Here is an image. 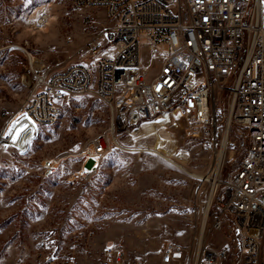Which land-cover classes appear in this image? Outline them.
<instances>
[{
	"label": "rangeland",
	"instance_id": "rangeland-1",
	"mask_svg": "<svg viewBox=\"0 0 264 264\" xmlns=\"http://www.w3.org/2000/svg\"><path fill=\"white\" fill-rule=\"evenodd\" d=\"M112 28L104 9L79 8L73 0H0V264H104L105 248L117 239L145 264H184L197 249L215 160L182 115L123 132L95 96L62 101L57 122L37 129L21 111L36 74L86 61L91 40ZM230 101L228 92L220 94L223 128ZM104 134L112 151L98 176L72 180L83 166L79 152ZM228 138L224 176L248 144L236 124ZM52 159L61 162L46 173ZM233 229L208 244L233 245ZM170 246L176 254L165 263ZM236 257L233 250L221 264Z\"/></svg>",
	"mask_w": 264,
	"mask_h": 264
},
{
	"label": "built area",
	"instance_id": "built-area-1",
	"mask_svg": "<svg viewBox=\"0 0 264 264\" xmlns=\"http://www.w3.org/2000/svg\"><path fill=\"white\" fill-rule=\"evenodd\" d=\"M73 4L104 9L113 28L105 29L102 39L91 40L86 61L36 74L23 115L36 129L53 125L59 104L74 96L102 100L123 132L144 120L182 115L203 134L215 160L207 178L208 198L201 202L204 245L198 257L188 255L184 264H221L233 250L235 264H264V0H73ZM223 92L231 99L225 128L219 113ZM232 124L244 130L248 144L237 166L224 176L230 144L229 138L225 143V133ZM111 151L108 135L95 138L79 152L83 166L71 179L96 178ZM60 162L46 161L43 168L53 173ZM228 219L234 228L233 245L208 244L224 229L232 234ZM165 254L164 262L169 263L176 250L170 246ZM103 262L145 264L139 255H129L122 239L107 245Z\"/></svg>",
	"mask_w": 264,
	"mask_h": 264
},
{
	"label": "bare ground",
	"instance_id": "bare-ground-1",
	"mask_svg": "<svg viewBox=\"0 0 264 264\" xmlns=\"http://www.w3.org/2000/svg\"><path fill=\"white\" fill-rule=\"evenodd\" d=\"M44 19H47V16H44ZM43 22V21H40ZM32 87V85H31ZM35 127V126H34ZM229 129L230 127H227L226 133H225V143L228 140V135H229ZM163 154V153H162ZM164 156H166L165 154H163ZM167 157V156H166ZM170 159V158H169ZM173 163L175 162L174 160L170 159ZM222 162V157H220V159L218 160V163L216 165V169H215V173L214 176L217 177L219 174V169H220V165ZM183 169V168H181ZM201 179H206V177H202ZM204 228H205V220L202 222V228H201V235L200 238L198 240V244H197V249L195 251L196 256L198 257L199 253L201 252L203 245H204V240H203V232H204Z\"/></svg>",
	"mask_w": 264,
	"mask_h": 264
},
{
	"label": "crops",
	"instance_id": "crops-1",
	"mask_svg": "<svg viewBox=\"0 0 264 264\" xmlns=\"http://www.w3.org/2000/svg\"><path fill=\"white\" fill-rule=\"evenodd\" d=\"M92 162L90 161L89 163H88V165H90Z\"/></svg>",
	"mask_w": 264,
	"mask_h": 264
}]
</instances>
